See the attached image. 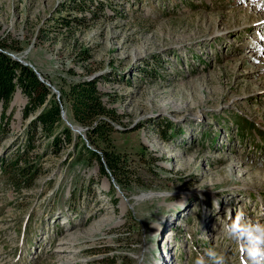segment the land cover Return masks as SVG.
Returning a JSON list of instances; mask_svg holds the SVG:
<instances>
[{
  "label": "rangeland",
  "instance_id": "374dc122",
  "mask_svg": "<svg viewBox=\"0 0 264 264\" xmlns=\"http://www.w3.org/2000/svg\"><path fill=\"white\" fill-rule=\"evenodd\" d=\"M1 39L56 90L97 80L127 174L27 133L16 91L0 264H264V0H0Z\"/></svg>",
  "mask_w": 264,
  "mask_h": 264
},
{
  "label": "trees",
  "instance_id": "16d2710c",
  "mask_svg": "<svg viewBox=\"0 0 264 264\" xmlns=\"http://www.w3.org/2000/svg\"><path fill=\"white\" fill-rule=\"evenodd\" d=\"M7 42L8 39L0 40V141L8 134L7 111L16 91H19L26 99L22 110L23 119L34 116L27 133L31 132L32 136L40 134L50 139L51 147L56 150L62 148L63 144H70L74 138L80 147V154L100 163L102 174L106 175L103 169L105 167L120 185L121 178L127 171L109 147V137L114 132V124L119 120L115 111L103 103L102 94L97 88V80L70 81L58 90L60 104L66 111L67 119L85 130V139L95 149L94 151L85 145L81 137H73V133L65 126L61 119L60 104L51 90L38 80L30 68L3 53H16L22 50L16 47L17 42ZM29 146L33 148L31 144Z\"/></svg>",
  "mask_w": 264,
  "mask_h": 264
},
{
  "label": "water",
  "instance_id": "95a60500",
  "mask_svg": "<svg viewBox=\"0 0 264 264\" xmlns=\"http://www.w3.org/2000/svg\"><path fill=\"white\" fill-rule=\"evenodd\" d=\"M1 51V50H0ZM6 55H8L11 59H13L14 61L20 63L21 65L30 68L35 75L37 76L38 80L45 85L46 87H48L51 92L53 93V95H55V99L57 100V102L60 104V93L58 90H56L52 85H50L40 74L39 72H37V70L34 68V66H32L31 64L27 63L25 60H23V58L17 54H11V53H7V52H3ZM90 80V79H89ZM60 109H61V119L64 122L65 126L72 131V133L75 136H79L81 137V139L84 140V136H83V132L84 129L73 125L71 122L68 121L67 117H66V113L65 110L63 109L62 105L60 104ZM114 188L116 189V191H119V187H117L116 185H114Z\"/></svg>",
  "mask_w": 264,
  "mask_h": 264
},
{
  "label": "bare ground",
  "instance_id": "6f19581e",
  "mask_svg": "<svg viewBox=\"0 0 264 264\" xmlns=\"http://www.w3.org/2000/svg\"><path fill=\"white\" fill-rule=\"evenodd\" d=\"M156 195L152 194V193H146V194H141L140 196H137L135 198L136 201H144V200H149V199H152L154 198ZM57 221V220H56Z\"/></svg>",
  "mask_w": 264,
  "mask_h": 264
},
{
  "label": "clouds",
  "instance_id": "9594fccd",
  "mask_svg": "<svg viewBox=\"0 0 264 264\" xmlns=\"http://www.w3.org/2000/svg\"><path fill=\"white\" fill-rule=\"evenodd\" d=\"M207 255L209 257L215 258L216 254L214 252H212L211 250L208 251ZM197 264H206L205 260L203 257H201L200 259H198Z\"/></svg>",
  "mask_w": 264,
  "mask_h": 264
}]
</instances>
